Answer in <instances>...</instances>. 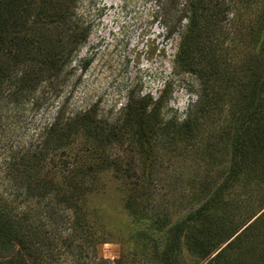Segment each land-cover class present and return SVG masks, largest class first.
Segmentation results:
<instances>
[{"label":"rangeland","instance_id":"374dc122","mask_svg":"<svg viewBox=\"0 0 264 264\" xmlns=\"http://www.w3.org/2000/svg\"><path fill=\"white\" fill-rule=\"evenodd\" d=\"M177 1L184 4V0H80L77 16L89 26L88 38L72 55L58 83L39 85L31 100L19 108L7 110L0 103V198L17 215L27 214L32 226L43 228L34 230V259L23 256L18 247H0V264H159L154 248L161 245L165 233L156 219L164 217V229H168L200 206L201 195L209 190L206 184L212 187L221 178L228 145L225 140L214 142V138L222 130L228 131L229 121H234L225 113L209 116L208 124L202 121L189 136L160 133L150 143L130 136L102 150L82 135L75 138L66 150L70 162L82 154L81 168L92 173L83 181L92 188L83 197L82 209L87 214L83 233L72 231V212L60 211L51 197L41 200L35 194L26 198L24 186L5 176L17 145L26 147L38 139L60 107L65 117L93 107L98 119L109 127L121 121L129 102L143 97L157 101L162 95L159 113L163 122L187 118L194 110L199 82L194 74L174 68L186 24L183 21L174 28ZM255 6L232 5L228 21L223 22L226 30L244 29L249 18L254 21L264 10ZM242 39L234 44L229 37L225 40L231 50L226 57L230 73H240L243 68L236 54L250 47L245 46L250 41L245 36ZM223 133L218 136L227 134ZM51 166V176L58 179L60 169ZM256 192L251 197L255 205L263 194L259 189ZM125 198L131 201L127 203ZM47 202L55 212L52 217ZM243 208L249 210V204L244 203ZM245 254L242 264H264V252ZM179 256L186 264H207V260L199 262L185 245Z\"/></svg>","mask_w":264,"mask_h":264},{"label":"trees","instance_id":"16d2710c","mask_svg":"<svg viewBox=\"0 0 264 264\" xmlns=\"http://www.w3.org/2000/svg\"><path fill=\"white\" fill-rule=\"evenodd\" d=\"M79 1L0 0V103L4 102L7 110L30 101L44 82L49 86L58 83L72 55L86 42L90 29L77 16ZM238 3L264 8V0H184L182 5L177 1L179 15L174 28L181 27L183 21L186 24L174 68L194 74L199 82L194 110L183 122L161 120L162 95L157 101L143 97L129 102L121 121L109 127L98 119L93 107L67 117L60 107L38 139L26 147L17 145L19 149L7 163L6 178L23 185L26 198L35 194L41 200L51 197L60 211L72 212V231L83 233L87 215L82 209L83 197L92 189L84 182L91 170L81 168L82 154L70 162L72 157L66 150L74 145L75 138L82 135L102 150L130 136L150 143L160 133L189 136L202 121L208 124L209 116L225 113L234 121H229L228 131H216L226 135L219 137L218 133L214 138V142L225 140L228 145L221 180L212 187L206 184L209 190L201 195L200 206L168 229H164V217L156 219L165 234L161 245L156 244L154 256L159 264H186L179 256L185 245L199 262L242 264L245 253L264 252V10L254 21L249 18L244 29L227 31L223 22L231 6ZM243 36L250 41L245 45L250 47L236 54L243 68L240 73H230L226 57L231 50L225 40L229 37L234 44ZM49 165L60 169L58 179L51 176ZM258 189L263 194L255 205L251 197ZM244 203L249 204V210L245 205L243 208ZM7 205L0 198V247H18L23 256L34 259L33 234L41 226H32L27 214L17 215ZM46 206L52 217L53 207L48 202Z\"/></svg>","mask_w":264,"mask_h":264}]
</instances>
